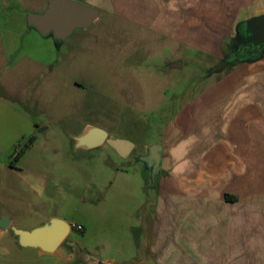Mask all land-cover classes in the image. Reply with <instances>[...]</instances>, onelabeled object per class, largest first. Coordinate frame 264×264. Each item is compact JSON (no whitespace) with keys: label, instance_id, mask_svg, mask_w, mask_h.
<instances>
[{"label":"crops","instance_id":"obj_1","mask_svg":"<svg viewBox=\"0 0 264 264\" xmlns=\"http://www.w3.org/2000/svg\"><path fill=\"white\" fill-rule=\"evenodd\" d=\"M52 1L0 0V219L8 217L17 229L24 203L25 216L38 217L32 230L60 219L54 215L62 210L53 204L57 190L50 179L22 166L40 138L37 131L51 129L33 115L34 106L43 103L39 96L53 84L56 68L63 78L81 44L100 38L107 25L102 21L118 17L140 28L148 41L146 56L159 51L156 59L167 78L168 68L182 70L194 57L229 61L247 37L246 22L264 15V0H73L99 15L91 26L58 41L28 23L29 14H44ZM250 53L192 82L203 88L174 114L155 183L142 161L146 170L137 180V194L131 188L109 189L98 199L102 215L119 216L96 264H264V54ZM24 122L34 140L16 158ZM92 128L99 127L86 125L73 146L110 156L108 144L77 146L76 139ZM151 182L153 194L144 186ZM33 194L42 197L43 210Z\"/></svg>","mask_w":264,"mask_h":264},{"label":"rangeland","instance_id":"obj_2","mask_svg":"<svg viewBox=\"0 0 264 264\" xmlns=\"http://www.w3.org/2000/svg\"><path fill=\"white\" fill-rule=\"evenodd\" d=\"M33 10L42 12L37 6ZM104 22L107 25L100 38L81 44L77 60L72 59L64 77L61 78V70L56 68L53 84L44 91V96L40 94L43 103L34 106L37 111L33 115L39 123L47 122L51 129L43 131V127L37 131L40 138L22 165L50 179V186L57 190L53 204L62 210L54 215L70 224L81 223L84 230H73L69 235L67 240L74 247L63 244L52 254L22 248L11 229L0 230V264H96L101 261V244L111 236L108 232L117 227L119 214L108 211L102 215L98 199L109 195V189L119 192L131 188L132 193H138L137 180L146 170L142 157L153 144H162L168 150L174 114L203 88V84L192 85V82L196 78L206 80L219 64V58L213 61L194 57L182 70L168 68L165 78V69L156 59L159 51L156 49V54L151 51L155 57L146 56L148 41L141 37L140 28L118 17H108ZM250 57L247 52L241 59ZM206 63L208 68H202L201 64ZM86 125H96L115 139L132 143V154L122 158L113 149L110 156H101L96 150L87 153L78 150L73 146L74 136ZM27 130L24 122L22 136H17L18 152L33 144ZM11 139L7 135L5 144L9 145ZM102 183L110 187L99 189L97 185ZM144 186L150 194L154 193L152 182ZM34 196L39 211L43 210L42 197ZM26 206L25 203L22 206L23 215L16 217V226L32 230L38 217L25 216ZM124 217L125 214L121 216Z\"/></svg>","mask_w":264,"mask_h":264},{"label":"water","instance_id":"obj_3","mask_svg":"<svg viewBox=\"0 0 264 264\" xmlns=\"http://www.w3.org/2000/svg\"><path fill=\"white\" fill-rule=\"evenodd\" d=\"M98 15V10L85 4L73 0H53L44 14H29L28 23L39 30L41 34H52L56 40L63 41L74 30L91 26ZM245 30L247 37L241 41L242 51L253 52L254 55L262 56L264 54V15L247 21ZM237 56L238 54L235 55V57ZM231 62L233 61L219 63L213 72L224 69ZM176 67L181 68L182 64H176ZM76 140L78 147L87 149L108 144L123 158L128 157L133 149L132 143L120 139H111L109 134L100 128H92ZM162 152V145L154 144L150 147L148 155L142 158V161L151 171L153 183L160 173ZM9 229L18 237L19 245L22 248L39 249L52 254L63 244L74 247V243L67 240L72 231L70 224L61 219H52L43 226L32 231H26L11 226V220L4 216L0 219V230Z\"/></svg>","mask_w":264,"mask_h":264},{"label":"flooded vegetation","instance_id":"obj_4","mask_svg":"<svg viewBox=\"0 0 264 264\" xmlns=\"http://www.w3.org/2000/svg\"><path fill=\"white\" fill-rule=\"evenodd\" d=\"M247 51H242V46L239 48V50L232 56L230 57L229 61H237L239 59H241L245 54H246ZM238 54L237 57H235V55ZM229 58V57H228ZM227 58V59H228Z\"/></svg>","mask_w":264,"mask_h":264},{"label":"built area","instance_id":"obj_5","mask_svg":"<svg viewBox=\"0 0 264 264\" xmlns=\"http://www.w3.org/2000/svg\"><path fill=\"white\" fill-rule=\"evenodd\" d=\"M71 230H76L78 232H82L84 228L78 224H70Z\"/></svg>","mask_w":264,"mask_h":264},{"label":"trees","instance_id":"obj_6","mask_svg":"<svg viewBox=\"0 0 264 264\" xmlns=\"http://www.w3.org/2000/svg\"><path fill=\"white\" fill-rule=\"evenodd\" d=\"M31 140H34V138H32ZM24 152H18L16 155V158H19ZM226 198L229 199V196H227Z\"/></svg>","mask_w":264,"mask_h":264}]
</instances>
